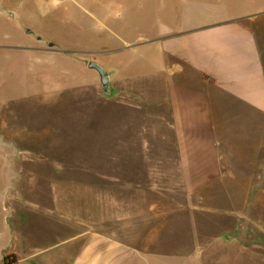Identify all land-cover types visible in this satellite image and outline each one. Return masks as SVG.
<instances>
[{
    "label": "rangeland",
    "instance_id": "374dc122",
    "mask_svg": "<svg viewBox=\"0 0 264 264\" xmlns=\"http://www.w3.org/2000/svg\"><path fill=\"white\" fill-rule=\"evenodd\" d=\"M173 1L0 0V203L32 218L25 237L35 225L52 257L66 237L95 232L132 264H264L263 119L202 111L195 144L163 125L158 45ZM89 61L108 72L111 96Z\"/></svg>",
    "mask_w": 264,
    "mask_h": 264
},
{
    "label": "crops",
    "instance_id": "0c3cea01",
    "mask_svg": "<svg viewBox=\"0 0 264 264\" xmlns=\"http://www.w3.org/2000/svg\"><path fill=\"white\" fill-rule=\"evenodd\" d=\"M205 1L174 0L176 23H163L164 33L158 45L163 67V125L181 128L183 138L179 142L195 144L198 140L192 128L202 125L196 119L197 113L205 111L211 116H222L224 111L231 112L237 107L263 119L259 139L264 142V0L247 10L229 11L209 6ZM224 1L216 0L219 5ZM189 86L199 88L209 97V109L187 100L192 92ZM185 128L191 129L187 133ZM209 141L211 148H215L217 141L211 136ZM262 146L264 150V145L258 146V157L263 158L264 173ZM183 153L184 158H191L186 154L190 152ZM3 156L1 151L0 158ZM6 202L0 203L3 213L0 215V264L8 256L15 258L12 264H132L129 249L95 232L66 237L60 242L64 247L58 256L56 253L52 257L53 246L42 247L41 241H36L35 225L29 232L30 237H25L26 225L32 218L15 211ZM258 206V227L264 231L262 196Z\"/></svg>",
    "mask_w": 264,
    "mask_h": 264
},
{
    "label": "water",
    "instance_id": "95a60500",
    "mask_svg": "<svg viewBox=\"0 0 264 264\" xmlns=\"http://www.w3.org/2000/svg\"><path fill=\"white\" fill-rule=\"evenodd\" d=\"M29 34L30 31H27ZM51 46V44H50ZM87 69L95 72L98 75L99 83L102 88V91L104 95L106 96H111L112 92L110 89V83H109V74L106 70H104L101 66H99L96 62L94 61H89L86 64Z\"/></svg>",
    "mask_w": 264,
    "mask_h": 264
},
{
    "label": "trees",
    "instance_id": "16d2710c",
    "mask_svg": "<svg viewBox=\"0 0 264 264\" xmlns=\"http://www.w3.org/2000/svg\"><path fill=\"white\" fill-rule=\"evenodd\" d=\"M15 263V258L13 256H8L3 259V264Z\"/></svg>",
    "mask_w": 264,
    "mask_h": 264
},
{
    "label": "flooded vegetation",
    "instance_id": "af4514ba",
    "mask_svg": "<svg viewBox=\"0 0 264 264\" xmlns=\"http://www.w3.org/2000/svg\"><path fill=\"white\" fill-rule=\"evenodd\" d=\"M39 40V39H38Z\"/></svg>",
    "mask_w": 264,
    "mask_h": 264
}]
</instances>
